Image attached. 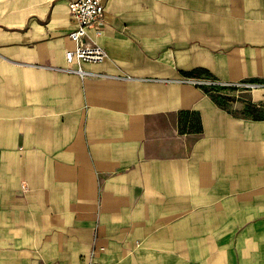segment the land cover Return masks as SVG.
Listing matches in <instances>:
<instances>
[{"label":"crops","instance_id":"obj_1","mask_svg":"<svg viewBox=\"0 0 264 264\" xmlns=\"http://www.w3.org/2000/svg\"><path fill=\"white\" fill-rule=\"evenodd\" d=\"M103 1L81 76L70 0H0V264H264V0Z\"/></svg>","mask_w":264,"mask_h":264},{"label":"built area","instance_id":"obj_2","mask_svg":"<svg viewBox=\"0 0 264 264\" xmlns=\"http://www.w3.org/2000/svg\"><path fill=\"white\" fill-rule=\"evenodd\" d=\"M69 9L74 25L69 37L77 45L74 50L67 52L66 59L69 64L78 66L74 71L83 76L85 72L81 68L82 64H99L106 61L109 57L108 52L103 47L87 44L85 40L88 31L103 22L105 4L103 0H70ZM97 33L101 35L102 31L99 30ZM193 82L209 93L222 89L247 91L260 87L255 84H231L212 79H197ZM23 188L25 189L26 186H23Z\"/></svg>","mask_w":264,"mask_h":264},{"label":"rangeland","instance_id":"obj_3","mask_svg":"<svg viewBox=\"0 0 264 264\" xmlns=\"http://www.w3.org/2000/svg\"><path fill=\"white\" fill-rule=\"evenodd\" d=\"M213 96L219 103L223 104L224 106H226V104L228 103V99L236 98V96L229 97L225 95L224 92H221L220 90L216 91L213 94ZM237 113L244 115V116H249L252 118L264 119V105H262L261 107L249 105L244 110L238 111Z\"/></svg>","mask_w":264,"mask_h":264},{"label":"trees","instance_id":"obj_4","mask_svg":"<svg viewBox=\"0 0 264 264\" xmlns=\"http://www.w3.org/2000/svg\"><path fill=\"white\" fill-rule=\"evenodd\" d=\"M219 103V102H218Z\"/></svg>","mask_w":264,"mask_h":264}]
</instances>
